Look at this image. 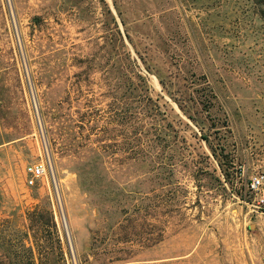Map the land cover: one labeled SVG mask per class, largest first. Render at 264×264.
<instances>
[{"label": "rangeland", "instance_id": "374dc122", "mask_svg": "<svg viewBox=\"0 0 264 264\" xmlns=\"http://www.w3.org/2000/svg\"><path fill=\"white\" fill-rule=\"evenodd\" d=\"M261 171L264 0H0V264H264Z\"/></svg>", "mask_w": 264, "mask_h": 264}, {"label": "built area", "instance_id": "2783aa9c", "mask_svg": "<svg viewBox=\"0 0 264 264\" xmlns=\"http://www.w3.org/2000/svg\"><path fill=\"white\" fill-rule=\"evenodd\" d=\"M48 177L54 180V169L49 155L27 167L26 186L34 188ZM245 190L247 205L258 212L264 213V171L251 175L246 181Z\"/></svg>", "mask_w": 264, "mask_h": 264}]
</instances>
